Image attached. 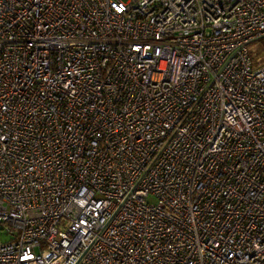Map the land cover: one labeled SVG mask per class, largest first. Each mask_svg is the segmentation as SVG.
Returning <instances> with one entry per match:
<instances>
[{
    "label": "built area",
    "instance_id": "obj_1",
    "mask_svg": "<svg viewBox=\"0 0 264 264\" xmlns=\"http://www.w3.org/2000/svg\"><path fill=\"white\" fill-rule=\"evenodd\" d=\"M264 0H0V264H264Z\"/></svg>",
    "mask_w": 264,
    "mask_h": 264
},
{
    "label": "rangeland",
    "instance_id": "obj_2",
    "mask_svg": "<svg viewBox=\"0 0 264 264\" xmlns=\"http://www.w3.org/2000/svg\"><path fill=\"white\" fill-rule=\"evenodd\" d=\"M8 237L9 235L5 234V235H0V242L5 243L8 241Z\"/></svg>",
    "mask_w": 264,
    "mask_h": 264
},
{
    "label": "trees",
    "instance_id": "obj_3",
    "mask_svg": "<svg viewBox=\"0 0 264 264\" xmlns=\"http://www.w3.org/2000/svg\"><path fill=\"white\" fill-rule=\"evenodd\" d=\"M262 45H264V41H261Z\"/></svg>",
    "mask_w": 264,
    "mask_h": 264
}]
</instances>
